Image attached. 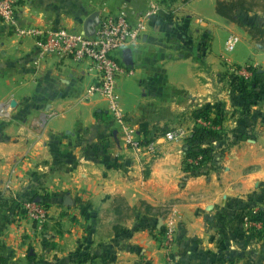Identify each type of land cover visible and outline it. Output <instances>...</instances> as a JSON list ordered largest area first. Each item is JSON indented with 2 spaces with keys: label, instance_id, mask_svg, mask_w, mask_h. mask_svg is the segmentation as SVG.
<instances>
[{
  "label": "crops",
  "instance_id": "crops-1",
  "mask_svg": "<svg viewBox=\"0 0 264 264\" xmlns=\"http://www.w3.org/2000/svg\"><path fill=\"white\" fill-rule=\"evenodd\" d=\"M215 4L22 0L16 25L0 23L3 264H169L168 257L172 264H264L232 231L237 219L233 202L264 197L259 185L264 182V81L243 113L248 101L232 91V82L228 86L225 70L252 66L264 73V51L244 27L218 15ZM152 6L156 11L129 48L132 64L126 65L120 53L124 73L116 84L124 125L139 141L156 144L155 155H136L105 98L86 95L95 75L88 63L59 65L42 58L35 39L20 31L58 27L83 32L93 13L99 19L122 10L135 22ZM237 17L245 24H264V11ZM227 35L243 40L229 58L222 54ZM222 71L221 79L217 73ZM203 110L211 120L221 112V125L208 127L221 126L229 151L220 167L186 178L182 140L168 142L162 136L174 129L191 133L203 125ZM243 129L250 130V137L234 141V132ZM29 199L46 206L48 217L41 225L15 220L8 209L14 201ZM117 201L137 205L118 232ZM139 202L170 205L174 214L152 217ZM170 223L180 241L166 249L159 231Z\"/></svg>",
  "mask_w": 264,
  "mask_h": 264
},
{
  "label": "built area",
  "instance_id": "built-area-1",
  "mask_svg": "<svg viewBox=\"0 0 264 264\" xmlns=\"http://www.w3.org/2000/svg\"><path fill=\"white\" fill-rule=\"evenodd\" d=\"M22 0H0V23L14 27L17 23V13ZM156 7L141 15L135 22H131L124 11L105 13L100 15L91 34L68 30L66 28H27L20 32L35 39L40 48L42 58L53 57L59 65L71 61L75 64L87 62L89 69L94 71V80L87 87L86 95L103 96L108 103L110 113L123 129L124 141L136 155H155V142L142 143L135 138L133 131L124 125V115L116 94V81L124 73L120 63V53L134 45L141 37L149 23ZM238 37L230 35L225 41V50L231 52ZM54 60V61H55ZM237 73L249 78L251 73L246 66L239 67ZM203 126H210V122H203ZM184 131L170 130L163 134L165 141L180 140ZM12 216L15 220L25 218L32 223L41 225L48 217L47 209L34 200H24L14 204ZM175 230L170 223L163 230L161 242L166 249L174 244ZM167 262L172 264L171 258Z\"/></svg>",
  "mask_w": 264,
  "mask_h": 264
},
{
  "label": "trees",
  "instance_id": "trees-1",
  "mask_svg": "<svg viewBox=\"0 0 264 264\" xmlns=\"http://www.w3.org/2000/svg\"><path fill=\"white\" fill-rule=\"evenodd\" d=\"M215 10L218 15L221 17H224L230 21H233L237 23L239 26L244 27L247 31L248 35L251 37V39L256 43L257 47L264 51V24H245L239 17H237L238 13H249L254 11H264V0H216L215 4ZM240 66H237L239 69ZM246 69L251 73L249 78H244L243 76H240L235 72L234 77H236L238 80L231 83L234 86H237L239 89L236 94L241 95L244 99L248 101V103L244 104V109L241 111L243 113L250 110V106L254 101V96H256L255 90L257 89V85L260 82L264 81V73H261L258 71L257 68L252 66H246ZM209 111L203 110L200 112L199 117H202L205 120H211L209 117ZM221 112H219L216 117H214L210 122L212 126L216 127L221 125ZM221 126L219 128H210L205 126L196 125L190 136H188L185 139L184 144V159L182 161L183 168L182 171L184 172V177L189 176H195L201 173H204L203 171V164L207 162L210 158V153L212 149L202 147L200 144V141H205V137H215L219 132H221ZM250 130L243 129L238 132H234L235 137L234 141H237L242 138L250 137L251 134ZM218 136V135H217ZM152 139L143 140L142 143H149ZM201 157L200 160L197 158ZM33 200V199H29ZM19 202H12L9 206V210L12 214V210L14 208V204H17ZM44 208L43 204L41 205ZM138 206L142 207L144 209V213L147 215H151L152 217H163L167 215V209L163 207H154L149 205L146 202H139ZM136 206H129L124 201H117L114 203V214H115V220L117 223L114 225V231H124V228L119 224L120 222L124 221L125 218L134 215L136 211ZM155 221L154 223H156ZM160 237L163 235V229L161 228L159 231ZM162 239V238H161ZM179 238L176 234L174 243H178ZM0 264H3L0 259Z\"/></svg>",
  "mask_w": 264,
  "mask_h": 264
},
{
  "label": "rangeland",
  "instance_id": "rangeland-1",
  "mask_svg": "<svg viewBox=\"0 0 264 264\" xmlns=\"http://www.w3.org/2000/svg\"><path fill=\"white\" fill-rule=\"evenodd\" d=\"M228 36L229 35L226 36L224 41H226ZM238 37H239V41L235 44V47L231 52H227L225 50V42L223 43L222 54L225 58H229L235 55L236 53H238L240 46H243L242 38H240V36ZM240 57L241 56H238V58ZM46 59L51 60V61L55 60V58L53 57H47ZM67 62H71V61H67ZM225 70H227V74L224 73V71L218 72L217 77L222 79L223 74H226L227 75L226 78L228 80L227 84L229 86V82H234L238 80L236 77H234V75H236L234 73L237 72L238 68L231 65L230 67H228V69H225ZM119 78L120 77L118 76L117 81ZM117 81H116V84H118ZM231 87L234 93L239 91L237 86H234L232 84ZM118 93H119V90H118ZM202 121L207 122V120L205 119H203ZM200 126H203V125H200ZM174 130H178V129H174ZM190 134L191 133L184 134L183 138L180 139L182 140L183 144H185V139L188 136H190ZM217 135L215 137L207 136L205 137V141H200V144L202 147L210 148V150L212 149L210 153V157H209L210 159L207 160V162L204 163L202 166L204 173L212 170V168H214L215 166L220 167L222 163L220 164L219 162L222 161L226 152L229 151L228 150L229 147L227 146V143L230 141H226V135L222 134L221 132H219ZM227 140H230V139H227ZM200 158L201 157H198L197 159L200 160ZM183 159H184V156H183ZM216 162H218L219 164L217 163L216 165ZM182 168H183V164H182ZM252 170H255V166L248 168V171H252ZM259 185H260V188L264 189V182L260 183ZM232 205H233L232 208L235 214H237V219L234 222H232V226H233L232 231H233V234L235 235V238L245 241L246 243L249 244V247L251 248V250H254L256 251V253L259 254V257L256 258L258 262L260 259L264 260V197H261L258 200V202H256V200H253L252 203L251 202H247V203L233 202ZM140 208H142L143 210V206ZM163 208H165V210L167 209V212H168L167 214H170V213L172 215L174 214V210L172 211L173 207H171L170 205L166 204ZM165 227H163V230L165 229ZM175 236H176V230H175Z\"/></svg>",
  "mask_w": 264,
  "mask_h": 264
},
{
  "label": "water",
  "instance_id": "water-1",
  "mask_svg": "<svg viewBox=\"0 0 264 264\" xmlns=\"http://www.w3.org/2000/svg\"><path fill=\"white\" fill-rule=\"evenodd\" d=\"M98 22V18L95 13L91 14L88 16V18L84 22V30L83 32L85 34H91L94 30L95 25ZM123 53V61L126 65H131L132 64V58H131V51L130 49H125L122 51Z\"/></svg>",
  "mask_w": 264,
  "mask_h": 264
}]
</instances>
